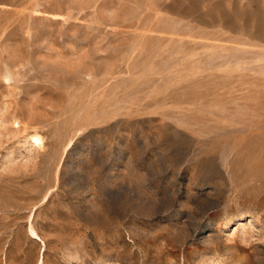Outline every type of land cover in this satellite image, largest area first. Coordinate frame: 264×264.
<instances>
[{
    "label": "rangeland",
    "instance_id": "obj_1",
    "mask_svg": "<svg viewBox=\"0 0 264 264\" xmlns=\"http://www.w3.org/2000/svg\"><path fill=\"white\" fill-rule=\"evenodd\" d=\"M0 264H264V0H0Z\"/></svg>",
    "mask_w": 264,
    "mask_h": 264
},
{
    "label": "bare ground",
    "instance_id": "obj_2",
    "mask_svg": "<svg viewBox=\"0 0 264 264\" xmlns=\"http://www.w3.org/2000/svg\"><path fill=\"white\" fill-rule=\"evenodd\" d=\"M34 140L36 142L35 146L42 144V138L40 136H34Z\"/></svg>",
    "mask_w": 264,
    "mask_h": 264
}]
</instances>
